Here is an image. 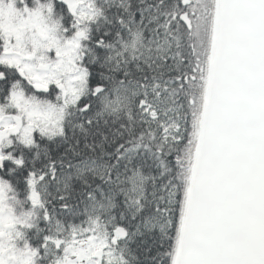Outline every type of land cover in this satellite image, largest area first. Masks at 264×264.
<instances>
[{
  "label": "snow or ice",
  "instance_id": "obj_1",
  "mask_svg": "<svg viewBox=\"0 0 264 264\" xmlns=\"http://www.w3.org/2000/svg\"><path fill=\"white\" fill-rule=\"evenodd\" d=\"M0 264H264V0H0Z\"/></svg>",
  "mask_w": 264,
  "mask_h": 264
}]
</instances>
